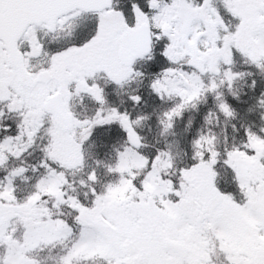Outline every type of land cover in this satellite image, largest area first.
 <instances>
[{
	"label": "snow or ice",
	"instance_id": "obj_1",
	"mask_svg": "<svg viewBox=\"0 0 264 264\" xmlns=\"http://www.w3.org/2000/svg\"><path fill=\"white\" fill-rule=\"evenodd\" d=\"M0 264H264V0H0Z\"/></svg>",
	"mask_w": 264,
	"mask_h": 264
}]
</instances>
